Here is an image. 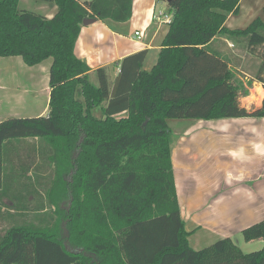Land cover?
Listing matches in <instances>:
<instances>
[{"label": "trees", "instance_id": "16d2710c", "mask_svg": "<svg viewBox=\"0 0 264 264\" xmlns=\"http://www.w3.org/2000/svg\"><path fill=\"white\" fill-rule=\"evenodd\" d=\"M52 18L0 0V57L32 67L47 59L48 115L0 123V264H264V245L243 253L224 238L190 247L173 174L169 120L264 118V99L247 111L248 89L214 50L217 39L264 46L262 17L245 29L225 26L241 0H155L170 17L156 64L141 51L122 59L111 80L76 57L86 18L126 22L132 0H38ZM264 54L256 80L264 88ZM252 80L246 81L250 87ZM99 112V116L95 113ZM43 143L45 176L4 175L9 144ZM39 167V166H38ZM245 242L264 238V220L244 228Z\"/></svg>", "mask_w": 264, "mask_h": 264}, {"label": "crops", "instance_id": "0c3cea01", "mask_svg": "<svg viewBox=\"0 0 264 264\" xmlns=\"http://www.w3.org/2000/svg\"><path fill=\"white\" fill-rule=\"evenodd\" d=\"M243 2L239 3V14ZM37 5L38 13L47 19L56 12L51 3ZM263 6L264 1L256 7L260 13ZM248 13L256 14L251 7ZM233 16L229 15L225 22L230 30H235L229 25ZM169 21L166 3L132 0L128 21L96 19L93 24L82 26L74 53L90 68V80L102 67L108 68L113 80L119 72L117 64L141 51L147 52L143 70L150 71L156 64ZM135 32L141 37L137 38ZM213 48L226 58L229 68L248 89V95L238 99L240 107L247 111L260 108L264 88L256 77L264 46L248 49L217 39ZM51 64L52 60L47 59L29 67L21 57H0V123L11 118L48 115ZM249 80L252 84L247 87ZM176 128L171 159L181 219L185 230L192 233L188 238L190 247L197 251L224 238L233 241L244 228L264 220L255 217L260 212L257 210H264V118L179 120ZM42 146L38 139L9 144L3 154V174L13 176V183L16 177L25 175L46 177L50 170L40 158Z\"/></svg>", "mask_w": 264, "mask_h": 264}, {"label": "rangeland", "instance_id": "374dc122", "mask_svg": "<svg viewBox=\"0 0 264 264\" xmlns=\"http://www.w3.org/2000/svg\"><path fill=\"white\" fill-rule=\"evenodd\" d=\"M263 1L264 0H260V1L259 0H244L243 4L241 6L243 10L241 11V13L239 15L233 16V18H231V20L229 21V25L231 27H233L234 29H245L251 23V21L253 19H255L257 17H261L262 10L260 13V10H258L257 8L261 7V4ZM252 2L255 3L257 8L252 4ZM36 3L38 4L40 2H38V0H20L19 5H18V10L21 12L22 11H29V12L38 13L39 12L37 10L38 5ZM249 7H251V9L256 12V14L248 13ZM249 16H251V17H249ZM91 81L93 83H95V85H97V80H96L94 75L91 77ZM95 114L97 116H99L98 111ZM178 123H179V120H169V122H168L169 127L173 132V135H174L175 130H177L176 127H177ZM173 139L174 140L176 139V135L174 136ZM257 211H260V212H258L257 216H255V217L264 218V210H257ZM253 218H254V216L251 219H253ZM233 242L240 248V250L243 253H251V252L258 251L263 247L264 238L257 239V240L251 241V242H245L241 233H240V234L236 235L235 239H233Z\"/></svg>", "mask_w": 264, "mask_h": 264}, {"label": "water", "instance_id": "95a60500", "mask_svg": "<svg viewBox=\"0 0 264 264\" xmlns=\"http://www.w3.org/2000/svg\"><path fill=\"white\" fill-rule=\"evenodd\" d=\"M95 21H96V18H86L84 19L82 25L87 26V25L93 24Z\"/></svg>", "mask_w": 264, "mask_h": 264}, {"label": "built area", "instance_id": "2783aa9c", "mask_svg": "<svg viewBox=\"0 0 264 264\" xmlns=\"http://www.w3.org/2000/svg\"><path fill=\"white\" fill-rule=\"evenodd\" d=\"M170 22V21H169ZM135 36L137 37V38H140L141 37V34L139 33V32H135Z\"/></svg>", "mask_w": 264, "mask_h": 264}]
</instances>
